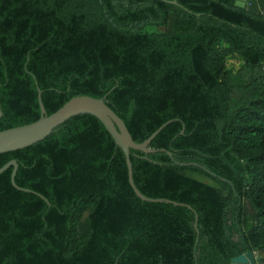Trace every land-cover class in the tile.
<instances>
[{
	"label": "trees",
	"instance_id": "16d2710c",
	"mask_svg": "<svg viewBox=\"0 0 264 264\" xmlns=\"http://www.w3.org/2000/svg\"><path fill=\"white\" fill-rule=\"evenodd\" d=\"M172 1L0 0V131L41 117L39 89L48 114L106 97L139 143L170 121L157 152L131 150L134 180L182 203L138 197L105 125L74 116L0 154L30 190L0 173V264H232L264 247V0Z\"/></svg>",
	"mask_w": 264,
	"mask_h": 264
},
{
	"label": "water",
	"instance_id": "95a60500",
	"mask_svg": "<svg viewBox=\"0 0 264 264\" xmlns=\"http://www.w3.org/2000/svg\"><path fill=\"white\" fill-rule=\"evenodd\" d=\"M172 2L177 5L179 4L177 0ZM246 4L247 0L236 1V5L240 7H246ZM39 103L41 107V117L37 121L23 126L0 131V154L20 150L44 140L49 135H51L56 128L74 116L80 114L92 115L98 118L105 125L106 129L115 139L116 143L124 150L129 171V181L137 196L144 201L150 202H174L165 198H150L144 195L135 183L133 163L131 159V150H140L147 154L157 152L158 150L150 148V144L152 140L163 130V128L170 123V121L162 125L147 140L139 143L134 140L125 121L109 106L108 102L106 101V97L95 98L89 95H78L71 98L54 113L48 114L42 100V91L39 89ZM2 116L3 110L0 101V118ZM169 154L175 161L173 154L171 152H169ZM176 163L178 165L197 166L209 172L210 174L217 176L210 169L200 163L180 161H176ZM11 167H14V171L12 173V182L14 186L20 190L30 191L20 187L16 183L15 178L18 171L17 160H12L5 166L1 167L0 173L5 172ZM221 179L230 182L227 179ZM42 197L45 198L44 196ZM174 204L182 205V203L177 202H174ZM232 264H264V247L260 248L257 252L248 251L236 256L232 259Z\"/></svg>",
	"mask_w": 264,
	"mask_h": 264
},
{
	"label": "rangeland",
	"instance_id": "374dc122",
	"mask_svg": "<svg viewBox=\"0 0 264 264\" xmlns=\"http://www.w3.org/2000/svg\"><path fill=\"white\" fill-rule=\"evenodd\" d=\"M248 1V0H247ZM249 203L245 202V206L248 208V211L251 212V209L248 206Z\"/></svg>",
	"mask_w": 264,
	"mask_h": 264
},
{
	"label": "built area",
	"instance_id": "2783aa9c",
	"mask_svg": "<svg viewBox=\"0 0 264 264\" xmlns=\"http://www.w3.org/2000/svg\"><path fill=\"white\" fill-rule=\"evenodd\" d=\"M255 252H257L258 250H254Z\"/></svg>",
	"mask_w": 264,
	"mask_h": 264
}]
</instances>
